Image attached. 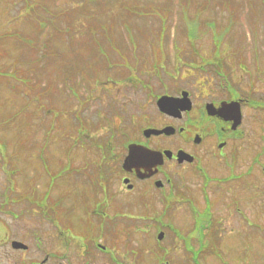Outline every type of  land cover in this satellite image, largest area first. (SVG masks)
Wrapping results in <instances>:
<instances>
[{"label":"rangeland","instance_id":"rangeland-1","mask_svg":"<svg viewBox=\"0 0 264 264\" xmlns=\"http://www.w3.org/2000/svg\"><path fill=\"white\" fill-rule=\"evenodd\" d=\"M80 6L78 0H29L28 2L27 0H0L1 142L4 146H8V151L11 154L7 152V155L15 156L16 161L22 163L24 170L29 175L32 174L33 179L39 182L43 181V183V178L47 180V175L44 173V176L41 173L43 170L39 166L37 159L39 149H36V146H46V151L51 153V159L53 158L51 167L54 171L60 166L59 152L61 153V164L69 156L72 158L74 166L83 168L84 157L86 155L93 157V154H85L88 147L79 146L74 142V138H71L75 134L72 126L76 128V131L84 127L86 132H89L87 130H93L91 132L96 130L98 135H107L106 129H111L115 124L118 125L119 117L125 114V110L132 109L131 113H138V109H134V101L138 102L140 106L149 107L151 103H147L148 97L152 93L164 92V86L160 85V82L165 81L166 83L167 80H171L170 88L172 90L177 77L185 78L191 74L192 71H189L191 70L189 68L194 67L191 65H205L204 61L215 59L213 55L217 49V34H221V29L226 24L229 25L232 22L230 25L233 30L224 38L223 49L230 53L238 35H241L243 43L250 42L255 20L264 14V3L260 0H98L94 4L86 6L83 12L79 9ZM138 13L145 15L140 17ZM251 19L253 20L251 21ZM214 20L217 22V26L213 28L210 23ZM261 23H264L263 20L256 22L257 27ZM186 35L194 38L188 41ZM105 51L110 55V60H106L102 55ZM248 52L244 53L245 56L250 55V50ZM202 57H205L204 61ZM158 61L163 64V68L153 69ZM123 62H130V70L123 67ZM178 65L179 70L177 71ZM244 67L242 75L246 78L250 72L254 71V67L249 63H245ZM66 68L69 71H64ZM196 69L197 73L194 78L204 82L208 77L210 81L211 77L202 74L198 67ZM155 70L160 71L161 77H157ZM65 73L68 75H66L64 83L61 80ZM131 75H135L137 79H141L146 84L143 91L140 92L137 88L135 90L123 89L122 91L112 88L103 90L100 87L106 84L105 81L114 78H118L122 84L123 77ZM25 76L32 78L31 86L34 97H32L30 105L26 98L29 86L24 83V78L20 79ZM71 78L76 79V82L80 80V95L82 98L87 97L82 109L79 108L76 99L66 100V95H69L67 87L74 84L71 83ZM89 82L93 86L98 82L100 86L91 89ZM186 82L188 81H180L184 85ZM42 85L46 88L43 90L46 94L44 101L38 98L42 91ZM110 85L112 83H108V86ZM242 85L245 86V83L243 82ZM53 91L56 93L53 94ZM70 97L73 98L72 95ZM67 102L69 105L72 104L69 108L70 113H63V116L71 122L61 118L58 112L61 107H65ZM20 105L22 107L26 105L21 115L17 113L22 108ZM47 108L50 109V114L46 112ZM97 108H99L100 115L96 111ZM75 109L81 110L84 126L74 122L75 117L72 112ZM101 109L107 111L108 115H103ZM147 109L145 108V110ZM29 111L32 112L30 118H28ZM44 118L46 125L55 126L51 135L45 137L43 132L49 128L42 126L41 120ZM127 121L131 122L128 114L124 116L122 124ZM62 126L66 127L62 129ZM65 129H69L68 133L64 131ZM67 134L71 135L66 136ZM86 137L89 138L90 135ZM72 145L76 148L69 155V148ZM31 146L33 147L31 148ZM258 149L259 143L243 142V145H240L239 153L241 152L245 163L241 167L237 166V174L248 169L251 155ZM92 151L95 152L93 149ZM13 152L14 154H12ZM210 161L209 171L211 173H209L213 178L203 193L198 190V186L194 191H188L187 185L193 186L199 181H191L187 170H179L174 174L176 184L186 191V195L192 193L196 197L195 199L200 203V209L202 207L204 210L209 209V213L212 215V226L219 228L220 233L217 232V234L225 232V234H230L229 237H232L234 230H240L247 234L252 233L258 244L252 245L248 249L249 251H246L244 239L249 235L241 234L238 236V240L235 237L227 238V236L225 240L222 238L223 241L217 243L218 246L220 245L219 247H213L210 244L207 248L208 252L203 251V261L206 264H264V232H256L257 228L253 225L249 226L250 223L248 224L243 217L241 218L246 212L250 214L248 215L252 219V224L256 221L264 223V209H261L262 205L258 207L262 201L260 193H263L264 186L256 183L257 180L248 182L251 186L247 188L240 185L238 181L222 185L220 179L229 177L230 171L216 159ZM110 165L113 167V178H115L114 191L118 192L122 187L120 172L118 173L115 167L116 162H112ZM85 173L84 171L83 174L77 173V177H85ZM71 177L75 179L73 175ZM24 178L23 180H25ZM56 182H58L57 189L60 190L59 186H61V193L74 195L84 190L81 187L75 189V186L72 185L74 183H70L69 179L64 182L63 178L61 180L57 178ZM60 183L61 185H59ZM19 186L21 185L19 184ZM148 194L156 204L154 211L145 210L143 206L150 202L148 200L147 203L144 202L141 199L142 196L139 195H137L138 201L131 203L123 199L122 194L118 192L115 205L118 203L125 205L128 203L129 207L133 205L134 208L129 210L135 217L144 216L145 212L161 215L165 209V203L162 201L160 193L150 191ZM126 196H130V194ZM206 197L209 203H207ZM250 197L255 200V202L252 201L251 206L248 205L250 201H245ZM51 198L50 194L48 199L51 200ZM70 198L67 197V199ZM179 198L182 197L179 196ZM238 199L240 201L238 206L243 214L241 211L238 213L234 208V202ZM188 207L189 205L181 200L173 203L169 208L171 211L169 217L176 220L177 223L182 222L180 226L185 230H189ZM78 208L81 209L82 206ZM78 208L75 207L76 210ZM131 220H133L132 217ZM165 220L167 221L169 218H165ZM181 220H185V222ZM7 221L11 222V218H7ZM26 221L30 225L35 224V218L25 217L17 224V227L23 228ZM137 223L142 225L139 220ZM145 224L147 223L145 222ZM240 224L242 228L239 227ZM168 231L169 237L166 236L163 246L170 245L174 238V232L170 229ZM47 233L45 232L44 236ZM56 234L50 229V235L46 237V244L49 240L53 244L50 251L61 254ZM145 234L142 236L146 241H149L150 236L153 237V229H149ZM41 235L39 231L35 233L37 238ZM142 236L133 235L132 244H139L143 240ZM152 243L150 242L147 248L153 245ZM181 249H184V246ZM152 250L151 248L150 251L146 249L144 251H149L148 264H154ZM215 251L223 256L224 261L214 256ZM171 262L172 264H182L178 260ZM183 262L188 261L184 258Z\"/></svg>","mask_w":264,"mask_h":264},{"label":"flooded vegetation","instance_id":"flooded-vegetation-1","mask_svg":"<svg viewBox=\"0 0 264 264\" xmlns=\"http://www.w3.org/2000/svg\"><path fill=\"white\" fill-rule=\"evenodd\" d=\"M257 25L254 24L253 36L248 44L243 43L241 35H238L234 56L222 58L217 76L212 75L210 81L207 78V81L201 82L191 73L185 78L181 77L188 81L184 87L179 88L177 78L172 90L171 80L166 83L164 81L168 90L152 93L147 100L148 104L151 103L149 107L140 106L134 101L133 106L138 109V113H131L132 109L125 110V114L119 117V124L106 130L107 135L101 134V142H105V145L94 146L93 153L91 147L86 148L84 153L93 154V157L86 155L82 162L92 171L85 173L86 178H68L70 183H74L72 185L75 189H84L80 193H61V186L60 190L57 189L56 180L49 177L53 158L51 163V153L46 151V146L36 147L39 149L37 159L43 170L41 173L47 175V180L43 178V183L33 179L32 174L29 175L24 170L22 163L16 161L15 156L7 155V152H10L7 146L2 145L0 136V264H148L147 255L151 248L154 264H172L171 261L176 260L182 264H206L202 259L203 251L208 252L210 244L213 247L218 246L217 243L222 238L225 240V237L230 235L225 232L217 234L219 228L212 226L209 209H200L196 197L188 193L194 191L197 186L202 193L205 191L209 184L207 176L211 173L210 160L216 159L227 170L233 165L235 182L238 181L244 188L250 187L248 182H256L255 180L264 186V23L259 27ZM249 50L250 55L245 56L244 53ZM245 63L254 67V71L246 78L242 75ZM203 71L208 73L206 67ZM201 73L206 74L202 71ZM205 82L207 84H204ZM243 82L245 86L242 85ZM111 83L112 85L105 89L122 91L137 88L134 84L118 85L115 81ZM31 90L29 87L28 105L32 103ZM165 95L176 98V108L170 113L163 112L157 105L159 98ZM77 103L82 109L86 100H78ZM210 105L213 106L212 109H209ZM31 114L29 111L28 118ZM127 114L133 123L130 128H124L125 125L122 124ZM41 123L46 127L45 118ZM168 126L175 127L169 134L147 132L148 129H162ZM76 133L75 137L81 138L85 131ZM43 135L46 136L45 132ZM243 142L259 143V149L251 155L248 169L237 174V166L241 167L245 163L241 152L239 153ZM131 144L159 152L171 150L173 153L157 158L143 157L124 167ZM179 151H184L186 155L180 158ZM58 159L61 169L60 152ZM112 162H116L115 167L118 173L120 172L122 187L118 192L122 194L123 199L132 203L138 201L137 195L142 196L144 202H150L143 206L145 210L154 211L156 204L147 193H160L165 203L161 215L145 212L144 216L135 217L129 210L134 208L133 205H115L118 192L114 191L115 178L113 167L110 165ZM179 170L189 171L190 180L199 181L193 186L187 185V195L186 191L176 184L174 174ZM50 194L51 200L48 199ZM127 194L130 196H126ZM260 195L262 201L258 207L262 205L261 209H264V193ZM68 196L71 198L67 199ZM133 197L135 198L132 200ZM181 200L189 205V230L180 226L182 222L177 223L169 217V208ZM245 201H250L249 206L252 201L255 202L252 197ZM239 202V199L234 202L238 213L241 211ZM79 206L82 208L79 209ZM241 213L243 214L242 211ZM245 214L247 213L241 218L250 223L249 226L257 228L256 232H264L262 221L252 224L250 214L244 216ZM25 217L35 218V224L30 225L26 221L24 227L19 229L17 224ZM7 218H11V222L7 221ZM165 218L169 220L166 221ZM137 220L142 225H139ZM239 227L242 228L241 224ZM151 228L154 239L150 236L149 241H146L142 235L148 233ZM50 229L57 233V245L61 254L50 251L53 244L49 240L46 244ZM169 229L174 232V238L171 237L173 239L170 245L163 246L164 239L169 237ZM37 231L42 234L38 238L35 237ZM45 232H48L46 236ZM233 233L232 237L236 240L241 234L249 235L244 239L246 251H249L252 245L258 244L252 233L247 234L240 230H234ZM133 235H141L143 240L139 244H132ZM16 242L24 246L18 247ZM150 242H153V245L147 248ZM182 246L184 249H181ZM145 249L149 251L144 252ZM214 256L224 261L218 251L214 252ZM184 258L188 262H183Z\"/></svg>","mask_w":264,"mask_h":264},{"label":"water","instance_id":"water-1","mask_svg":"<svg viewBox=\"0 0 264 264\" xmlns=\"http://www.w3.org/2000/svg\"><path fill=\"white\" fill-rule=\"evenodd\" d=\"M162 103H167L166 106H167V107H170L169 102H166V101L164 102V101H163ZM167 130H168V129H164L163 131H167ZM160 132H162V131H160ZM136 153H137V150H134V153L131 154V157H132V158H130V161H132V160L134 159V156H135Z\"/></svg>","mask_w":264,"mask_h":264},{"label":"trees","instance_id":"trees-1","mask_svg":"<svg viewBox=\"0 0 264 264\" xmlns=\"http://www.w3.org/2000/svg\"><path fill=\"white\" fill-rule=\"evenodd\" d=\"M84 3H85V4H87V2H86V1H84ZM85 7H86V6H84V5L80 6V8H79V9H81V12L85 11V10H84V9H85ZM82 8H83V9H82ZM79 9H78V10H79ZM69 16H70V15H69Z\"/></svg>","mask_w":264,"mask_h":264}]
</instances>
